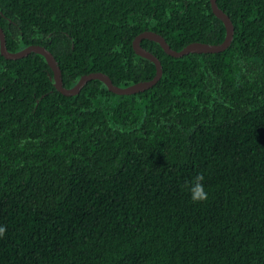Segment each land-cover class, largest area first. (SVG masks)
<instances>
[{"label": "trees", "instance_id": "16d2710c", "mask_svg": "<svg viewBox=\"0 0 264 264\" xmlns=\"http://www.w3.org/2000/svg\"><path fill=\"white\" fill-rule=\"evenodd\" d=\"M215 2L229 45L141 39L161 74L133 94L62 95L41 55H0V264H264V0ZM0 28L9 52L48 50L66 88L152 78L144 30L173 50L224 36L209 0H0Z\"/></svg>", "mask_w": 264, "mask_h": 264}, {"label": "water", "instance_id": "95a60500", "mask_svg": "<svg viewBox=\"0 0 264 264\" xmlns=\"http://www.w3.org/2000/svg\"><path fill=\"white\" fill-rule=\"evenodd\" d=\"M209 5L212 14L220 20L222 23V26L224 28V36L221 42L217 44H208L203 42H190L183 46L180 50H173L171 49L167 43L164 41V39L161 37V35L150 31V30H144L142 32H139L131 41V47L133 52L143 57L150 62H152L154 66V75L149 80L144 81H138L136 83H132L130 85L120 87L112 84L111 80L107 75L101 72H90L84 75H81L77 81L70 87L66 88L62 85L61 82V75L60 70L58 68V65L52 56V54L46 50L43 46L40 45H28L20 50H17L15 52H9L5 47V40H4V34L2 32V29L0 28V55L5 59H18L25 55H27L30 52H33L35 54L41 55L47 66L50 68L51 71V77L53 80V87L62 95H74L78 93L80 88L88 81V80H99L104 84L106 89L114 94L118 95H128L133 94L136 92L143 91L145 89H148L151 87L155 82L159 79L161 74V67L160 62L156 56L145 50L139 45V42L141 39H148L153 42H156L160 48L163 50L164 53L172 56V57H181L188 53H214L224 50L230 43L232 39V24L228 18V16L217 7L215 0H209Z\"/></svg>", "mask_w": 264, "mask_h": 264}, {"label": "clouds", "instance_id": "9594fccd", "mask_svg": "<svg viewBox=\"0 0 264 264\" xmlns=\"http://www.w3.org/2000/svg\"><path fill=\"white\" fill-rule=\"evenodd\" d=\"M204 176L197 175L189 184H186L185 187L189 191L190 198L194 203L205 202L208 199V193L204 188ZM6 232V228L0 226V237H3Z\"/></svg>", "mask_w": 264, "mask_h": 264}]
</instances>
